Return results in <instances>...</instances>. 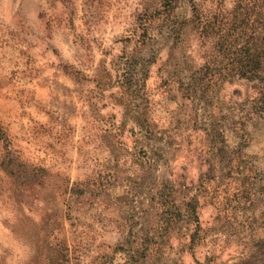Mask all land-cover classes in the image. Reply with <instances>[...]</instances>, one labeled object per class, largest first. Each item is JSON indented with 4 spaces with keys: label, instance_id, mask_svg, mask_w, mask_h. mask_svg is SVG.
<instances>
[{
    "label": "rangeland",
    "instance_id": "rangeland-1",
    "mask_svg": "<svg viewBox=\"0 0 264 264\" xmlns=\"http://www.w3.org/2000/svg\"><path fill=\"white\" fill-rule=\"evenodd\" d=\"M162 3L0 0V264H47L53 245L65 264H264V85H217L197 116L171 71L199 68L211 45L194 33L174 50L172 38L140 43ZM129 69L145 72L141 97L124 86ZM135 101L164 132L150 159ZM210 113L233 170L197 123ZM164 182L195 197L193 244L195 223L160 222Z\"/></svg>",
    "mask_w": 264,
    "mask_h": 264
},
{
    "label": "trees",
    "instance_id": "trees-1",
    "mask_svg": "<svg viewBox=\"0 0 264 264\" xmlns=\"http://www.w3.org/2000/svg\"><path fill=\"white\" fill-rule=\"evenodd\" d=\"M182 3L188 4L190 11L178 14L176 10ZM206 3L207 0H163L161 8L154 9L144 17L145 21L151 23L139 40L147 45L172 38L173 45L170 47L174 50L194 33L200 40L211 45L205 63L199 68L192 69L189 73L176 68L171 71L172 82L177 84L182 98L190 100L189 104L195 107L197 116V112H206L208 105L213 104L214 96L209 97L208 94L217 85L220 87L223 83H232L236 79L256 81L264 85V0H235V6L223 13ZM156 21L160 23L149 31ZM152 57L147 53L137 61L152 62ZM125 72L127 81L124 86L141 97L139 91L146 79L145 72L130 69ZM135 102L138 113L135 133L138 139L147 143H140L139 153L143 152V157L150 159L151 152L158 154L162 149L160 143L164 132L150 124L143 102ZM209 116L197 123H200L209 136L212 157L225 169L228 167L233 170L232 159L229 154H225L224 131L218 127V118H214L212 113ZM241 136L244 138V133ZM215 165L216 161L213 159L211 166L214 168ZM241 168L244 167H238ZM156 198L159 207H162L160 222L164 229L175 228L180 222L187 226L190 223L196 224L190 235V243L193 244L198 239L201 227L195 197H189L188 193L182 195L173 183L164 182L157 191ZM63 256L62 249L53 245L46 255L47 264H65L61 259Z\"/></svg>",
    "mask_w": 264,
    "mask_h": 264
}]
</instances>
